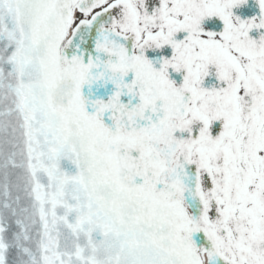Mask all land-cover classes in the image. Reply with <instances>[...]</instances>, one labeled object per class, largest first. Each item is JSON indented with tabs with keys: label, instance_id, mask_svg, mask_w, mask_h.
<instances>
[{
	"label": "snow or ice",
	"instance_id": "6c2138e0",
	"mask_svg": "<svg viewBox=\"0 0 264 264\" xmlns=\"http://www.w3.org/2000/svg\"><path fill=\"white\" fill-rule=\"evenodd\" d=\"M0 264H264V0H0Z\"/></svg>",
	"mask_w": 264,
	"mask_h": 264
},
{
	"label": "water",
	"instance_id": "95a60500",
	"mask_svg": "<svg viewBox=\"0 0 264 264\" xmlns=\"http://www.w3.org/2000/svg\"><path fill=\"white\" fill-rule=\"evenodd\" d=\"M86 90V92H84V94L87 96L88 95V89H84V91Z\"/></svg>",
	"mask_w": 264,
	"mask_h": 264
},
{
	"label": "flooded vegetation",
	"instance_id": "af4514ba",
	"mask_svg": "<svg viewBox=\"0 0 264 264\" xmlns=\"http://www.w3.org/2000/svg\"><path fill=\"white\" fill-rule=\"evenodd\" d=\"M85 89H86V88H85ZM84 92H86V90H85Z\"/></svg>",
	"mask_w": 264,
	"mask_h": 264
}]
</instances>
